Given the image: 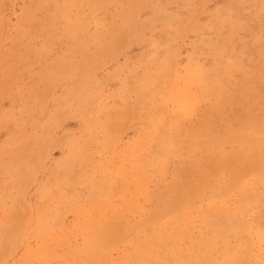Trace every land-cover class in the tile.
Listing matches in <instances>:
<instances>
[{
	"label": "rangeland",
	"instance_id": "rangeland-1",
	"mask_svg": "<svg viewBox=\"0 0 264 264\" xmlns=\"http://www.w3.org/2000/svg\"><path fill=\"white\" fill-rule=\"evenodd\" d=\"M0 264H264V0H0Z\"/></svg>",
	"mask_w": 264,
	"mask_h": 264
}]
</instances>
